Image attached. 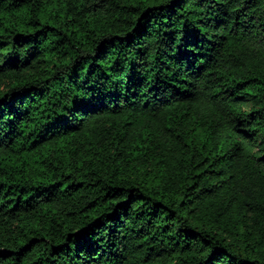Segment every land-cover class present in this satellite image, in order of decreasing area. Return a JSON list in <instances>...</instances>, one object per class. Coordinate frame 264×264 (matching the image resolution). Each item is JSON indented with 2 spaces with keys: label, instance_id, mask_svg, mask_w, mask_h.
<instances>
[{
  "label": "trees",
  "instance_id": "1",
  "mask_svg": "<svg viewBox=\"0 0 264 264\" xmlns=\"http://www.w3.org/2000/svg\"><path fill=\"white\" fill-rule=\"evenodd\" d=\"M0 264H264V0H0Z\"/></svg>",
  "mask_w": 264,
  "mask_h": 264
}]
</instances>
